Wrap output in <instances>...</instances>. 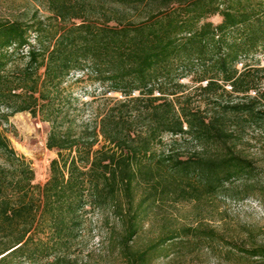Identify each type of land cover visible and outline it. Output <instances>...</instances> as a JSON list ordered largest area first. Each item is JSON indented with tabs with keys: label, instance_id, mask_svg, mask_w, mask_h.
<instances>
[{
	"label": "trees",
	"instance_id": "trees-1",
	"mask_svg": "<svg viewBox=\"0 0 264 264\" xmlns=\"http://www.w3.org/2000/svg\"><path fill=\"white\" fill-rule=\"evenodd\" d=\"M47 2L44 20L0 19V123L40 117L57 155L36 184L0 133V264H87L76 253L95 218L122 264H153L193 236L217 240L166 208H203L256 173L235 148L247 125L264 124V0ZM77 75L97 85L88 120ZM238 250L264 262V246Z\"/></svg>",
	"mask_w": 264,
	"mask_h": 264
},
{
	"label": "rangeland",
	"instance_id": "rangeland-1",
	"mask_svg": "<svg viewBox=\"0 0 264 264\" xmlns=\"http://www.w3.org/2000/svg\"><path fill=\"white\" fill-rule=\"evenodd\" d=\"M35 17L46 19L52 17L48 11L47 0H0V19L31 22ZM218 24L221 19L212 18ZM34 35L31 41L34 42ZM260 59V68L264 67V57ZM251 68L257 66L256 61L250 59ZM240 70L242 66L239 65ZM77 75L70 79L73 91L79 102L78 110L82 119L88 120L90 114L83 112L88 109L83 103L93 100L92 93L97 85L89 80L76 83L81 79ZM188 85L187 93H194L198 85L188 79L182 81ZM264 86V81L262 87ZM230 90V87H227ZM253 96L255 93H251ZM101 102L102 96L96 91ZM192 102L198 104V96L191 97ZM50 126L42 122L40 117L34 118L28 112L17 113L10 117L8 123H0V133L7 138L9 145L20 156H24L35 172V183L43 185L50 176V164L57 157L55 151L47 148V136ZM169 136L164 137V143L170 142ZM190 148H193L191 146ZM235 151L251 161L256 173L242 180L234 181L228 188L230 193H222L218 198L210 199L203 208H197L194 203L183 202L170 204L166 208L178 220L179 226L192 229L209 228L215 231L218 239L207 241L203 239H187L184 244L169 245L167 252L159 256L153 264H264L262 260L252 259L238 249L250 250L264 246V124L247 125L242 137L237 141ZM3 162L0 154V164ZM245 185L249 186L248 195H236L242 192ZM94 219L93 228L81 239L76 256L87 264H122L116 254L102 244L104 232L100 230ZM150 234L144 235L138 245H144ZM236 247H235V246ZM236 248V249H235Z\"/></svg>",
	"mask_w": 264,
	"mask_h": 264
}]
</instances>
